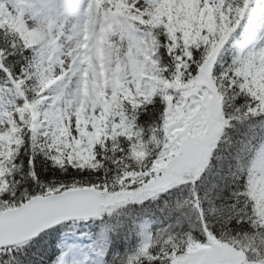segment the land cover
Wrapping results in <instances>:
<instances>
[{"label":"trees","instance_id":"trees-1","mask_svg":"<svg viewBox=\"0 0 264 264\" xmlns=\"http://www.w3.org/2000/svg\"><path fill=\"white\" fill-rule=\"evenodd\" d=\"M159 2L161 10L155 14L150 23H133L139 26L136 28L138 33L143 32L152 40L154 55L151 57V62L158 69V78H154L157 85L156 92L152 97L140 99L135 103L124 100L122 93L111 85L110 90L116 97L114 99L122 101V108L115 107L111 110L108 127L100 141L91 143L85 150L67 142L50 128L40 138L41 143L47 144L48 139H52L61 158L65 152L68 153L69 163L74 158L81 165H90L97 159L96 146L99 145L103 149L101 153L103 170L115 177V173L110 168L112 159L117 152L129 147L128 142L131 141H135L131 144V158L138 164L143 163L151 154L148 149L154 150L157 146L154 141L159 109L152 105V99L159 93L168 92L169 89L173 92H181L185 96V92L193 83L207 81L214 87V92L222 104L224 97L220 96L219 89L225 87V81L230 80L232 85H237L243 80V84L239 85L240 92L236 93V96L247 90L261 101L257 107L264 110V70L257 69L259 66L243 64L239 54L226 50L219 57L214 66L217 75L223 74L219 80L213 76V68L207 65V60L200 65L199 72L195 76L190 71L191 67L196 66L191 49L199 50L203 47L211 51L213 45L218 43L215 37L219 35L224 24L223 19H218V10L223 8L229 13L230 23L235 27L236 10L245 9L243 17L239 18L240 30L236 38L240 39L242 32L249 27L252 17L257 13L256 0H219L216 8L207 5L201 10L189 6L187 0H159ZM121 33L123 37L126 36L124 31ZM166 36L171 40V44L165 40ZM128 43L129 46L132 45L130 41ZM10 44L19 53L15 57L16 63H20L25 70V79L20 80L17 85L22 89L26 105L31 101L39 100L35 110L28 109L25 113L27 119L24 118L23 126L9 139L0 141V193L9 190V182L14 180L15 183L11 184V188L13 195L19 200L26 195L25 190L35 191L25 162L28 153L36 147L34 122L40 110V93L45 89L47 80L45 67L40 58V47L29 46L14 27L5 26L0 22V47L7 48ZM181 45H183V56L176 55L174 59H170L177 49H181ZM25 49L32 50L31 56L25 55ZM189 61H192V64H189ZM2 66L0 64V67ZM165 73L170 78H165ZM186 74L187 80H185ZM3 87L12 86L0 78V88ZM231 92V87L226 88L225 96L230 95ZM172 98V96L167 97L169 105ZM145 104L149 106L143 107ZM172 107L176 110L175 117L180 119L179 113L183 105ZM225 110L231 114L232 119L215 142L199 178H193L184 185L173 187L172 191L166 190L159 200H151L152 202L147 205L128 203L115 208L107 215L108 232L102 238L101 246L107 253L111 251L110 244L118 242L123 245L116 253L109 256V264H144V260H160L161 264H164L166 258H171L174 262L184 258L177 253L186 241L206 242L205 234L218 243L233 248L244 257L247 264H264V222L259 219L249 185L251 166L255 154L262 146L258 133L263 128L264 117L248 118L247 114H242L239 109L233 111V100L228 101ZM120 114L124 116V121L119 125L120 129L116 130L118 125L115 119ZM182 114H185L184 111ZM121 137L124 141L118 142ZM109 141L113 142L111 151L106 146ZM30 143L33 148H29ZM137 150L145 151L142 159L134 153ZM14 158L15 164L9 167ZM120 166L131 167L124 159L120 161ZM38 168L45 175L51 174L50 181H58L61 178L80 179L79 176L71 175L74 169L61 171L52 168L50 161L43 156L38 157ZM128 175L139 174L126 173V176ZM5 176L8 177L7 180ZM11 209L15 207L7 210ZM147 221L150 231L147 230L145 233L142 227ZM205 221H207L206 225ZM202 225H204L203 232ZM210 229L214 230V235L209 232ZM88 230L95 238L98 232L97 225L95 223L89 225ZM61 242L57 245L58 255ZM169 249L172 250L170 255ZM152 252L156 255H152Z\"/></svg>","mask_w":264,"mask_h":264},{"label":"rangeland","instance_id":"rangeland-1","mask_svg":"<svg viewBox=\"0 0 264 264\" xmlns=\"http://www.w3.org/2000/svg\"><path fill=\"white\" fill-rule=\"evenodd\" d=\"M187 2L189 6L198 9L209 4L211 8H215L216 4L215 0ZM37 3H40V6ZM93 4L94 7L90 10L89 5ZM153 4L150 0H0L2 19L16 25V30L22 34L29 46L38 45L41 49L40 58L45 67L48 86L43 92V109L36 122L40 135L52 127L61 137L85 150L91 143L99 140L108 127L110 110L117 105L113 101L111 85L116 82L124 99L138 97L142 89V81L139 80L142 66L151 70L150 75L155 72V66L150 62L151 50L145 40L140 41V59L130 65L128 57L133 54L136 41L130 36L120 37L116 27L122 22L113 23L108 16L120 17L129 13L132 21L142 20L149 23L160 11V7ZM125 27L129 32L135 30L131 25ZM129 41L134 43H131L132 47L129 46ZM253 43L254 40L247 39L242 45L243 52L258 45L253 46ZM261 43L263 46L256 48V53L264 48V42ZM254 60L264 58L257 55ZM204 85H207V82L193 83L185 92V99L191 95H200ZM209 89L204 94L207 102L218 100L221 103L216 94H208ZM151 90L149 87L146 96ZM204 96H201V99H204ZM183 107L179 113L180 119L175 117L177 122L185 116L182 114ZM24 109L25 103L20 91L14 92L12 87L0 89V140L10 138L22 125ZM120 123L119 116L116 119V130L120 129ZM218 135L206 144L207 153ZM86 137L92 142L82 144L81 141L86 140ZM201 172L202 168L174 181L169 175L159 183L154 182L132 194H110L104 209L109 213L114 207L126 202L148 200L158 196L165 188L198 178ZM250 193L259 218L264 222V148L257 154L252 167ZM70 229L64 234L66 251L68 248H76L84 253V256L69 255L68 264H100V257L89 251L92 239L90 235H83L85 228L72 225ZM210 239L215 242L214 249L202 247L187 253L182 256L184 258L177 259L173 264H184L188 257L198 256L203 252L212 253L227 264H247L240 253L219 244L213 238Z\"/></svg>","mask_w":264,"mask_h":264},{"label":"snow or ice","instance_id":"snow-or-ice-1","mask_svg":"<svg viewBox=\"0 0 264 264\" xmlns=\"http://www.w3.org/2000/svg\"><path fill=\"white\" fill-rule=\"evenodd\" d=\"M93 7L94 4L89 5L90 10ZM244 11V8L236 10V26H238L239 18L243 17ZM218 19H223L224 24L219 31V35L215 37L218 43L213 45L211 51L203 47L199 50L196 48L191 49L193 61L196 62V66L190 68L194 76L199 72L200 65L206 60L209 66L213 67V76H216L217 80L223 76V74L217 75L216 69L212 66V61L218 58L220 49L231 33L235 31V28L230 23L231 15L225 12L223 8L218 10ZM165 40L168 44H171V40L167 36ZM182 49L183 45H181V49H177L170 59H174L176 55L183 56ZM26 54L31 56L32 50L25 49ZM18 55L19 53L11 44L7 48L0 47V64L3 65L0 67V78L7 81L12 86L13 91L17 93L22 90L17 89V84L20 80L25 79L24 67L15 61V57ZM257 55L264 58V48H261L258 53L249 55L242 63H251ZM184 58L187 59V57ZM189 64H192V61H189ZM164 75L165 78H170L167 73ZM10 76L11 79H9ZM185 80H187V74ZM240 84H243V80H240L237 85H232L230 80L225 81V87L219 89L220 96L224 97L222 104L218 100L208 103L207 97L204 96V92L208 91L207 89L201 92L200 95H191L187 99L181 92H173L171 89L166 93L157 94L152 99V105L159 109L155 126L156 139L154 141L157 146L154 150L148 149L151 153L150 156L143 163L138 164L131 158V144L135 141L128 142L129 147L127 148H123V143H121L123 151L117 152L110 164L115 177L103 170V157L101 155L103 149L99 145L96 146L97 159L93 160L90 165H81L74 158L69 163L67 152L61 158L52 139L45 138L48 139V143H41L40 130L34 129L36 147L33 148L31 143L28 145L33 150L28 153V159L25 163L35 191L28 192L25 190L26 195L17 200L11 188V184L15 181L11 180L9 190L0 193V215H5L7 209L15 207L19 215L12 222L19 223L26 229V232L23 234V238L16 243H0V264H68L69 255L84 256V253L76 248H68L67 251L62 249L58 255L57 245L62 240V234H65V229L69 224H87L90 222L97 225L98 232L91 241L92 247L89 251L103 259L104 264H109V256L116 253L123 245L118 242L112 243L109 245L111 251L107 253L101 246V240L108 232L106 224L108 214L101 202L108 199V193H123L125 195L136 193L154 182L159 183L169 175H178L183 172L200 154L210 139L218 135L229 124L232 116L225 110L229 100H233V111L239 109L242 114H247L248 118L264 117V110L257 107L261 103L259 99H256L247 90L241 93L240 96H236V93L240 92ZM47 86L45 85V87ZM228 87H231L232 92L230 95L225 96V89ZM168 96L173 97L171 105L168 103ZM201 96H204V99H201ZM38 103L39 100L29 102L25 106L24 112L27 113L28 109L35 110ZM181 104L184 106L185 116L177 122L174 115L176 110L172 106ZM148 106V104H145L143 107ZM25 119H27V115ZM177 129H182V131L178 132ZM123 141L124 138L121 137L118 142ZM112 145V141L107 142L106 146L109 151H111ZM50 148L51 150H49ZM40 156L50 161L52 168L61 171L74 169L71 175L73 177L79 176L80 179L68 180L61 178L58 181H50L51 174L45 175L39 171L38 157ZM122 159L127 160L131 167L123 168L120 166ZM12 164H15V158L8 166L11 167ZM126 173H138L139 175L126 176ZM5 179L7 180L8 177L5 176ZM133 181L135 182L133 183ZM105 189H107V193H105ZM168 191H172V189ZM162 196H164V193L155 196L154 199L159 200ZM150 202L152 201L145 200L143 204L147 205ZM206 223L207 221H205V225ZM201 231H204V225L201 226ZM209 232L214 235V230L210 229ZM205 236L206 242L200 240L186 241L177 255L185 256L187 253L199 250L202 247L214 249L215 242L210 239L208 234H205ZM171 251L169 249V255ZM151 254L156 255L155 252ZM144 264H161V261L144 260ZM164 264H173V260L166 258ZM184 264H227V262L219 260L212 253L203 252L198 256L188 257Z\"/></svg>","mask_w":264,"mask_h":264},{"label":"water","instance_id":"water-1","mask_svg":"<svg viewBox=\"0 0 264 264\" xmlns=\"http://www.w3.org/2000/svg\"><path fill=\"white\" fill-rule=\"evenodd\" d=\"M231 35H232V33H231ZM231 35H230V37H231ZM229 38H228V40H229ZM224 45H223V47H224ZM221 49H220V51H221ZM220 51H219V53H220ZM216 59H214L212 62H215ZM204 154H205L204 149H202L200 154H198L195 157V159L190 163V165L187 168H185L183 170V172L186 170L197 169L203 160ZM183 172H181L178 175H173V176L178 177V176L182 175ZM98 195H100V194H98ZM18 215H19V212L17 209L7 211L5 215H1V217H0V243H4V244L16 243L21 238H23V234L26 232V229L23 228L19 223H13L12 222L14 219H16L18 217Z\"/></svg>","mask_w":264,"mask_h":264}]
</instances>
